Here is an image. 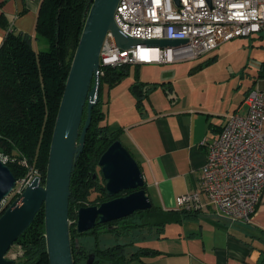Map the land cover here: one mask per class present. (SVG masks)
<instances>
[{
    "label": "trees",
    "instance_id": "1",
    "mask_svg": "<svg viewBox=\"0 0 264 264\" xmlns=\"http://www.w3.org/2000/svg\"><path fill=\"white\" fill-rule=\"evenodd\" d=\"M90 4L91 0H43L35 36L24 32L14 33L12 26L7 28L8 33L0 47V154L7 157L6 164L17 180L26 177L32 168H36L41 173L42 183H45L59 108ZM259 37L263 39L264 35ZM40 38L45 41L47 48L36 49L34 41ZM132 67L138 72L140 65L106 67L104 75H100V100L93 108L85 148L71 178L69 217L70 221L74 220L70 225L74 264H87L83 263L87 255L93 256L91 264H147L143 259L147 252L150 255L161 252L145 244L137 245V241L146 242L147 229L152 231L161 226L158 228L161 234L166 223L171 220L153 205L151 209L139 214L141 216L138 219L146 223L135 221L129 228L128 223L123 222L124 225H118V230H109L117 236L111 245H106L108 243L101 239V231L107 227L104 224H98L85 233H79L76 229L80 207L99 205L109 198L105 189L97 185L99 181H94L92 176L98 170L103 153L115 140H121L123 133V127L112 131L104 122L106 116L101 107L103 86L107 84L113 88L119 85L128 78ZM258 78H264V62ZM258 78L246 93L255 87ZM158 84L136 80L130 85L131 93L137 100L138 111L144 110L143 102L151 92L159 88ZM165 84L161 86L165 88ZM86 118L87 111L84 113V121ZM95 192L98 194L91 199ZM181 214L189 218L194 217L196 212L182 211ZM83 238L93 241L85 244ZM125 239L131 241L126 243ZM16 243L24 249V256L17 263L50 264L44 206ZM134 245L137 250L129 252Z\"/></svg>",
    "mask_w": 264,
    "mask_h": 264
},
{
    "label": "built area",
    "instance_id": "2",
    "mask_svg": "<svg viewBox=\"0 0 264 264\" xmlns=\"http://www.w3.org/2000/svg\"><path fill=\"white\" fill-rule=\"evenodd\" d=\"M120 0L114 15L126 35L140 40L185 39L186 44L165 47L139 43L130 49L116 45L108 32L101 50L99 75L122 64L167 65L190 62L230 40L264 35V0ZM244 113L230 114L219 136L204 139L207 160L200 188L176 198L183 211L209 206L234 220L250 222L264 193V78L249 90ZM5 163L7 157L0 154ZM36 176L32 168L18 179L0 202V216L19 199Z\"/></svg>",
    "mask_w": 264,
    "mask_h": 264
},
{
    "label": "crops",
    "instance_id": "3",
    "mask_svg": "<svg viewBox=\"0 0 264 264\" xmlns=\"http://www.w3.org/2000/svg\"><path fill=\"white\" fill-rule=\"evenodd\" d=\"M42 2L0 0V47L10 26L14 33L35 36ZM34 44L47 48L41 38ZM215 102L194 88L161 103L152 100L142 112L135 108L131 121L122 125L121 141L140 163L153 205L171 218L161 234V226L145 230L147 246L161 252H147V264H264V193L250 222L229 218L213 206L188 218L176 206L178 196L200 188L207 160L203 141L216 139L231 113ZM246 108L243 101L233 112Z\"/></svg>",
    "mask_w": 264,
    "mask_h": 264
},
{
    "label": "water",
    "instance_id": "4",
    "mask_svg": "<svg viewBox=\"0 0 264 264\" xmlns=\"http://www.w3.org/2000/svg\"><path fill=\"white\" fill-rule=\"evenodd\" d=\"M119 1L91 0L59 108L45 183H42L41 176H36L22 196L0 216V264H22L8 258L7 254L43 206L50 264H74L69 217L71 178L85 148L93 108L100 100L101 50L108 32L112 33L116 45L124 50L145 42L165 47L187 43L185 39L144 41L126 35L114 19ZM174 1L180 5L179 0ZM85 111L87 118L84 121ZM99 166L106 181L105 192L111 199L78 209L76 229L79 233L153 207L145 188L141 165L121 140L114 141L107 148L99 160ZM16 181L10 167L0 159V202L9 196ZM126 190L134 191L115 197ZM92 261L91 256L87 264Z\"/></svg>",
    "mask_w": 264,
    "mask_h": 264
},
{
    "label": "rangeland",
    "instance_id": "5",
    "mask_svg": "<svg viewBox=\"0 0 264 264\" xmlns=\"http://www.w3.org/2000/svg\"><path fill=\"white\" fill-rule=\"evenodd\" d=\"M263 45L264 38L262 39L258 34H255L250 37H241L225 42L212 52L194 61L167 65H140L138 72L132 67L128 78L124 79L116 88H110L109 85L104 84L101 105L106 116L104 122L110 126V130L115 131L121 128L123 124L131 121V116L136 113L137 100L130 93L125 94V91H129L130 85L136 80L160 83L158 84L159 88L149 95L151 99L148 98L143 102L144 106L145 104H150L152 100L161 103L171 95L191 92L195 88L196 92L208 94L213 101H216V105L218 104L223 110L229 111L232 114L243 103L247 90L253 86L259 76L260 67L264 62ZM258 80L261 79L258 78ZM163 83H166L165 88L161 86ZM241 113H244V111ZM95 197L96 194L91 199ZM139 214L140 212L136 213L135 216L125 221L124 224L128 223L129 227L135 221L145 223L143 219H138L141 216ZM70 222L72 223L74 220ZM118 227L117 224V226L102 229L101 233H103V236L101 239L108 243L106 245L113 244L114 238L117 237L113 231L109 230H118ZM87 238L82 239L85 244L87 241H93ZM148 240H152V237ZM125 241L128 243L131 239H125ZM136 244L147 245L149 243L138 240ZM106 245L104 244L103 246L106 247ZM136 250L137 246L134 245L130 247L129 252ZM23 256L24 249L18 243L13 244L7 254V257L14 259L16 263ZM144 258L148 260L149 257L143 256Z\"/></svg>",
    "mask_w": 264,
    "mask_h": 264
},
{
    "label": "flooded vegetation",
    "instance_id": "6",
    "mask_svg": "<svg viewBox=\"0 0 264 264\" xmlns=\"http://www.w3.org/2000/svg\"><path fill=\"white\" fill-rule=\"evenodd\" d=\"M98 167H99V170H97V172H94L92 177H93L94 181H97V180L99 181V184H97L99 186V188L105 189L104 187H106V181L105 182L103 181L104 178H103V175H102L101 167L99 165H98ZM101 183H103V185H100ZM132 191H134V190H126V191L120 192L115 197L125 196V195L131 193ZM95 194L97 195L98 192H95ZM109 199H111V198L109 197L107 200H104V201H108ZM104 201H102V202H104ZM138 212H142V211H137L134 214H132L131 216H128V217H125V218H122V219H119V220H115V221H112V222L103 223V224L106 225L107 227L117 226V224L121 225L123 222H125V221L129 220L130 218H132L133 216H135L136 213H138ZM144 227L148 228L147 226H144ZM91 256L92 255H87L85 257V259H84V263H86L90 259ZM92 259H93V256H92Z\"/></svg>",
    "mask_w": 264,
    "mask_h": 264
}]
</instances>
